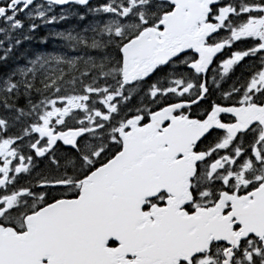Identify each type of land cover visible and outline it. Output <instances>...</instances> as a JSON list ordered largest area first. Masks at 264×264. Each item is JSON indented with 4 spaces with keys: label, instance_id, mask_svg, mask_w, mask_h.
Masks as SVG:
<instances>
[{
    "label": "snow or ice",
    "instance_id": "6c2138e0",
    "mask_svg": "<svg viewBox=\"0 0 264 264\" xmlns=\"http://www.w3.org/2000/svg\"><path fill=\"white\" fill-rule=\"evenodd\" d=\"M0 264H264V0H0Z\"/></svg>",
    "mask_w": 264,
    "mask_h": 264
},
{
    "label": "trees",
    "instance_id": "16d2710c",
    "mask_svg": "<svg viewBox=\"0 0 264 264\" xmlns=\"http://www.w3.org/2000/svg\"><path fill=\"white\" fill-rule=\"evenodd\" d=\"M72 23H75V21H72Z\"/></svg>",
    "mask_w": 264,
    "mask_h": 264
}]
</instances>
